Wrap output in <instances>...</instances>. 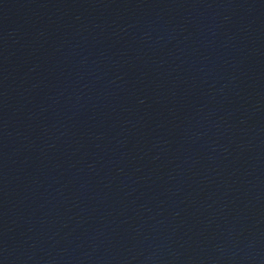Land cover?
I'll return each instance as SVG.
<instances>
[{
    "label": "water",
    "instance_id": "95a60500",
    "mask_svg": "<svg viewBox=\"0 0 264 264\" xmlns=\"http://www.w3.org/2000/svg\"><path fill=\"white\" fill-rule=\"evenodd\" d=\"M0 264H264V0H0Z\"/></svg>",
    "mask_w": 264,
    "mask_h": 264
}]
</instances>
